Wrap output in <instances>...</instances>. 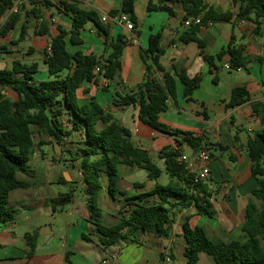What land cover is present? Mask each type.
Masks as SVG:
<instances>
[{
    "label": "crops",
    "instance_id": "1",
    "mask_svg": "<svg viewBox=\"0 0 264 264\" xmlns=\"http://www.w3.org/2000/svg\"><path fill=\"white\" fill-rule=\"evenodd\" d=\"M53 2L57 4V0ZM148 2L149 0H136L138 26L134 32H128L123 26L109 22L104 24L110 31L107 38L105 33L90 22L82 31L83 45L73 46L68 41L71 52L82 50L86 55L101 56L105 53L106 42L115 41L120 34L126 40L119 75L114 80L100 77L97 84L85 83L77 91V100L80 105L95 101L106 111L120 116L121 124L132 134V142L149 151L163 170L159 179H149L146 172L144 175L147 182H140L138 174L145 169L120 164L118 188L121 191L131 197L148 193L157 184L167 185L170 179L165 173L164 161L159 158V153L166 147L178 148L177 141L183 140L182 135L163 133L146 125L139 119L138 106L118 108L113 105L118 92L124 94L143 82L146 65L142 50L148 47L150 35L162 31L164 70L171 74L184 70L190 78L201 74L202 82L194 92V100L188 102L184 98V85L178 80L176 100H169V108L161 114L160 119L171 129L190 132L213 148L214 156L210 165L212 179L209 184L214 194L211 200L216 217L196 215L195 208L191 207L178 214L169 229L167 245L163 239L148 234L141 235L139 241H120L104 248L101 236L90 221L84 195L85 186L76 168L79 164V161H75L78 158L77 151L83 146L85 133L74 132L65 137L62 144L54 138H45L49 144L37 147L30 161L34 178L18 175L20 179L37 185L18 189L10 194L9 206L16 214L13 221L0 224V264H169L179 251L178 244H182L181 251L184 255L187 244L183 224L188 216L192 227L200 226L203 220L208 219L209 222L206 224L205 221L202 226L206 224L208 234L211 236L212 233L215 239L226 242L246 239L241 229L245 207L252 198L251 191L257 186L251 175V160L246 145L256 133L264 131L262 116L253 108V103H264V32L256 35L251 21L239 20V5L233 4L232 0H206L218 12H232L233 16L230 22L201 27L199 37L206 42V48L202 52L197 43L183 44L179 41L180 35L187 29L184 25L186 13L180 4L174 5L176 16H170L163 11L148 13ZM155 2L157 3L156 0ZM82 7L96 11L101 18L103 15H110L113 10H120L122 0H84ZM29 8L27 6L21 11V19L15 29L6 36H0V70L11 68L15 61L27 65L36 63L38 72L34 77L39 83L52 78L45 63V50L49 51L52 37L60 33V27L71 29L72 19L57 6L42 7L49 34L38 36L35 34L38 20L27 13ZM23 26L27 27V31L21 39ZM232 37H235L237 45L245 48V54L251 61L241 70H221L217 73L219 82L215 83V73L211 72V67L203 56H217L228 46ZM229 62L230 57L226 55L223 62L217 64ZM156 76L163 80L162 73H157ZM235 87H246L251 99L242 106L227 109L225 104L230 100ZM5 93L13 100L18 99L17 94L10 89L5 90ZM68 126L70 129L71 125ZM39 140L37 137L36 143ZM185 146L189 147L183 143L179 149L187 154ZM219 146L227 149L221 150ZM193 152L191 148L189 154ZM102 183L104 188L100 193L99 206L103 210V222L107 226L115 225L120 220V212L124 210L123 197L118 195L112 198L109 195L107 176L103 177ZM71 191H74V195L70 203L63 206L51 203ZM34 231L39 233V237L35 253L30 256L26 235ZM84 234L90 239H84ZM166 252L171 255L169 263L165 262Z\"/></svg>",
    "mask_w": 264,
    "mask_h": 264
},
{
    "label": "trees",
    "instance_id": "2",
    "mask_svg": "<svg viewBox=\"0 0 264 264\" xmlns=\"http://www.w3.org/2000/svg\"><path fill=\"white\" fill-rule=\"evenodd\" d=\"M35 0L23 5L21 11L30 6L28 14L38 20L35 34H49V27L44 20L42 7L57 6L72 19L69 30L59 28L60 33L52 37L50 51L45 50V63L48 67L49 80L37 83L35 74L38 64H24L15 61L11 68L0 70V224L9 223L15 219L16 211L9 206L10 194L18 189H28L36 186L18 177L24 174L34 178L30 161L36 148L49 144L45 138H54L62 144L65 137L74 132H84L86 138L83 146L77 151L76 166L84 188V195L89 208L90 221L95 225L101 236L104 248H109L120 241H139L141 235H154L161 239L170 237V227L176 221L179 213L194 207L196 215L215 218L217 213L212 203L213 190L207 182L195 183V174L190 173L186 164L179 163L180 152L174 147H166L159 153L164 161L165 173L169 176L167 185L157 184L148 192L136 196H127L118 188V166L145 169L149 179L157 180L163 170L153 160L149 151L136 146L132 142L130 130L121 124L116 116L106 111L97 102L80 105L77 91L85 83H98L103 77L114 80L121 71V56L126 45L123 35L115 41L106 42L105 53L101 56L86 55L82 50L71 52L68 41L73 46L83 45L82 31L90 22L109 38V27L101 22L99 14L94 10L82 7L84 0ZM149 0L148 13L163 11L170 16H176L174 5L180 4L186 13L185 19L200 18L199 25L191 24L180 35L183 44L197 43L202 52L206 42L199 37L201 27L209 22H230L233 13L218 12L206 0ZM239 5L238 19L249 20L254 24L253 32L260 35L264 32V0H232ZM136 0H122L120 10H113L110 15L126 13L135 27L138 17L135 12ZM13 0H0V22L4 21L0 36H6L17 26L21 19V11L10 13ZM27 27L23 26L20 38L26 35ZM68 37V38H67ZM162 31L149 37L148 47L142 50V58L146 65L143 82L134 90L124 94L117 93L113 105L118 108L127 106L139 107V119L146 125L160 132L171 135H182V141H177L178 148L186 143L194 152L208 146L202 138L193 136L190 132H180L164 124L160 116L169 108V100H176L178 80L184 85V98L193 101V95L202 82V75L190 78L184 70L171 74L162 66L165 50L162 48ZM230 57L232 69L246 68L251 61L246 56L245 48L235 43L232 37L228 46L217 56L204 55V60L215 73L214 82H219L218 72L224 70V57ZM100 72H96V67ZM162 73L163 80L156 74ZM12 90L18 99L8 97L5 90ZM250 93L246 87H235L231 98L226 102L227 109L242 106L250 101ZM256 113L264 121V103H253ZM71 125L69 129L68 125ZM101 126V127H100ZM39 142L36 143V138ZM226 150L224 146H219ZM213 158V148L208 146ZM251 160V175L257 186L251 191L252 198L245 207L242 232L246 235L244 241L229 242L212 238L205 227H192L187 221L183 224V235L186 240L184 257L187 264H198L200 255L211 256L215 264H264V131L256 133L246 145ZM108 178V192L112 198L123 197L124 210L120 212V220L115 225L107 226L103 222V210L99 206L100 193L104 188L103 177ZM74 191L62 195L51 203L63 206L73 199ZM39 233L34 231L26 235L30 248L29 255L35 253ZM84 239L89 240L87 235Z\"/></svg>",
    "mask_w": 264,
    "mask_h": 264
},
{
    "label": "built area",
    "instance_id": "3",
    "mask_svg": "<svg viewBox=\"0 0 264 264\" xmlns=\"http://www.w3.org/2000/svg\"><path fill=\"white\" fill-rule=\"evenodd\" d=\"M35 0H13V6L10 9V13L17 14L21 11L23 5L27 3L34 2ZM101 22L103 24H108L109 22L117 23L125 28L128 32H134L136 27L132 22L130 16L126 13H121L115 16L112 15H103L101 18ZM4 22H0V29ZM201 23L200 18H188L184 25L189 27L191 24L199 25ZM214 25L213 22H209L206 26ZM50 51V48H49ZM223 68L226 70H231V63H226L223 65ZM242 68H238L237 70H241ZM96 72H100V67H96ZM180 154L177 158L179 163L186 164V168L190 173L195 174L194 182H207L211 176V162L212 156L208 149V146L202 147L199 151L193 152L192 154H186L185 152L181 151L179 148H176ZM171 261V255L169 252H166L165 262L169 263Z\"/></svg>",
    "mask_w": 264,
    "mask_h": 264
},
{
    "label": "rangeland",
    "instance_id": "4",
    "mask_svg": "<svg viewBox=\"0 0 264 264\" xmlns=\"http://www.w3.org/2000/svg\"><path fill=\"white\" fill-rule=\"evenodd\" d=\"M85 37H87V39H88V35L86 34L85 35ZM9 59H12V57L11 56H9ZM225 74H228V73H226V72H224ZM101 127V126H100ZM185 150H186V152H187V154H189L190 153V151H191V148H189L188 146H185ZM146 172L147 171H140V173L138 174V181H140V182H147V178L145 177V175L144 174H146ZM164 178V177H163ZM212 179V178H211ZM211 179L210 180H208V183H210L211 182ZM164 180V179H163ZM107 221H108V218H107ZM107 221H105V223H108ZM206 221V222H205ZM207 221H208V219H205V220H203L202 222H201V224H199L200 226H202L203 225V223L205 222L206 224H207ZM209 222V221H208ZM205 224V225H206ZM203 226V227H207V226ZM207 229V228H206ZM211 237L212 238H216V237H214L213 236V234L211 233ZM163 241H164V243L167 245L168 244V240L167 239H163ZM178 246V249H179V251H177L176 253H175V258H174V261L172 262V263H169V264H187V261H186V258L184 257V255L182 254V244H178L177 245ZM198 264H215V262H214V260H213V258L211 257V256H209L208 254H206V253H202L201 255H200V261H199V263Z\"/></svg>",
    "mask_w": 264,
    "mask_h": 264
},
{
    "label": "water",
    "instance_id": "5",
    "mask_svg": "<svg viewBox=\"0 0 264 264\" xmlns=\"http://www.w3.org/2000/svg\"><path fill=\"white\" fill-rule=\"evenodd\" d=\"M117 119H120V116H116Z\"/></svg>",
    "mask_w": 264,
    "mask_h": 264
}]
</instances>
